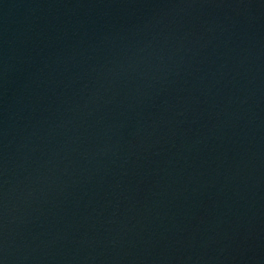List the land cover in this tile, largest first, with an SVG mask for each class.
Masks as SVG:
<instances>
[{
	"label": "water",
	"instance_id": "water-1",
	"mask_svg": "<svg viewBox=\"0 0 264 264\" xmlns=\"http://www.w3.org/2000/svg\"><path fill=\"white\" fill-rule=\"evenodd\" d=\"M0 264H264V0H0Z\"/></svg>",
	"mask_w": 264,
	"mask_h": 264
}]
</instances>
